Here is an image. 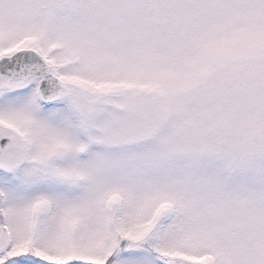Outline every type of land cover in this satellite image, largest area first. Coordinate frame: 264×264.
<instances>
[{"label": "snow or ice", "instance_id": "1", "mask_svg": "<svg viewBox=\"0 0 264 264\" xmlns=\"http://www.w3.org/2000/svg\"><path fill=\"white\" fill-rule=\"evenodd\" d=\"M0 264H264V0H0Z\"/></svg>", "mask_w": 264, "mask_h": 264}]
</instances>
